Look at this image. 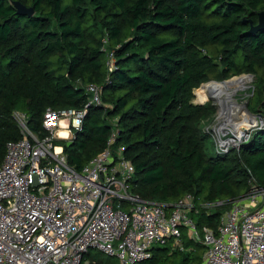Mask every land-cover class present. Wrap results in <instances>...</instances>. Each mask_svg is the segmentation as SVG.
<instances>
[{"label":"trees","instance_id":"16d2710c","mask_svg":"<svg viewBox=\"0 0 264 264\" xmlns=\"http://www.w3.org/2000/svg\"><path fill=\"white\" fill-rule=\"evenodd\" d=\"M13 2L34 14L19 15ZM261 12L264 0H0V165L8 143L23 138L16 111L45 140L48 109H87L73 140L54 143L72 169L81 173L115 134L113 154L122 149L135 167L134 193L166 210L192 195L198 228L216 230L235 200L264 189V129L239 150L215 152V108L195 94L252 74L264 116V29L252 31ZM88 86L102 104H91ZM163 255L155 248L140 264ZM193 260L203 257L184 264Z\"/></svg>","mask_w":264,"mask_h":264},{"label":"built area","instance_id":"2783aa9c","mask_svg":"<svg viewBox=\"0 0 264 264\" xmlns=\"http://www.w3.org/2000/svg\"><path fill=\"white\" fill-rule=\"evenodd\" d=\"M88 87L91 104H102L98 88ZM86 114L48 109L43 140L28 128L26 115L14 113L23 138L8 143L0 165V264H93L94 251L118 256L120 264H140L171 241L185 251V229L204 246L199 264H264V189L254 186L235 200L216 230L200 229L189 215L192 195L166 210L133 192L135 167L122 149L113 154L115 134L81 173L69 166L64 146L54 143L71 142ZM63 129L67 136L61 139ZM222 141L217 150L226 153L231 143Z\"/></svg>","mask_w":264,"mask_h":264},{"label":"rangeland","instance_id":"374dc122","mask_svg":"<svg viewBox=\"0 0 264 264\" xmlns=\"http://www.w3.org/2000/svg\"><path fill=\"white\" fill-rule=\"evenodd\" d=\"M247 74H242L239 76L232 77V80H236L237 84L234 83H221V84H210L205 88H202L203 94H197L195 96L194 101L196 104H205L210 103L214 108L215 112L211 117V123L207 125V130L209 131L212 140L208 141V145H214L215 152H219L217 150V145L219 146L221 140L232 141L231 144H228L226 150L231 152L232 150H239L242 144L249 141L251 138V133L257 129H264V116L260 113V104L258 102H254L253 96L256 87V79L255 77H246ZM227 80V81H230ZM219 89V87H227L230 92L234 91L235 93L232 96H228L227 99L232 98L236 100V104H233V108H229L226 106L225 109H222L217 101H213L209 99L210 90ZM262 99H264V90L262 91ZM198 98V99H197ZM206 99V100H204ZM258 115H262L263 119H260ZM247 128V129H246ZM247 130L246 137L247 139L244 141L240 140L241 133L244 134V131ZM63 133V132H62ZM65 136H63L64 138ZM62 138V139H63ZM226 152V153H228ZM221 153V152H219ZM192 212H189L191 216ZM197 222V221H196ZM190 241V246L185 248V253H179V248L176 247L175 242L171 241L168 243L166 247H159L163 249H167V256L163 255L161 258H158L153 264H184V258L186 255H191V258H200L205 254V249L199 247L196 241L191 238L190 231L185 229L183 232V244L185 245ZM92 261L93 264H120V259L117 257L108 256L102 252L94 251L92 253ZM193 261L187 262V264H193Z\"/></svg>","mask_w":264,"mask_h":264},{"label":"bare ground","instance_id":"6f19581e","mask_svg":"<svg viewBox=\"0 0 264 264\" xmlns=\"http://www.w3.org/2000/svg\"><path fill=\"white\" fill-rule=\"evenodd\" d=\"M221 84V83H220ZM233 93H235L234 91H232V92H230L229 91V89L227 88V87H223V88H221V87H219V89H216V87H215V89L214 90H210L209 91V94H211V96L209 95L208 97H209V99L210 98H212L213 99V101L215 100V101H217L218 103H219V101L221 100V103L223 104L222 106L220 105V107L222 108V109H225L226 108V106L225 105H227V106H229V108H233V104H236V100H234V99H232V98H229V99H227L228 98V96H232V94ZM247 129V128H246ZM63 132V133H62ZM63 136H67V132H66V130H62V131H60V138L62 139L63 138ZM243 136H245V134H242L241 133V136H240V139L243 137ZM64 137V138H65ZM223 143H227V142H225V141H222ZM230 143H232L231 141H230Z\"/></svg>","mask_w":264,"mask_h":264},{"label":"water","instance_id":"95a60500","mask_svg":"<svg viewBox=\"0 0 264 264\" xmlns=\"http://www.w3.org/2000/svg\"><path fill=\"white\" fill-rule=\"evenodd\" d=\"M13 3H14L15 8L17 9V12H18L19 15L26 17V16H32L34 14V9L33 8L25 7L24 5H22L19 2H13ZM259 14H260V16H259L260 17V19H259V25L252 30L254 32H257L258 30H263L264 29V12H261ZM246 77H254V75L249 74ZM215 82L218 83V81H211L209 83L203 84L202 86L207 85V84H212V83H215ZM195 96H196V94H195ZM210 99L213 100L212 98H210ZM225 106H227V105H225ZM258 116H259L260 119H263V116L262 115H258ZM247 132L248 131L245 130L244 131V134H247ZM246 139H247V137L245 135L240 140L241 141H244Z\"/></svg>","mask_w":264,"mask_h":264}]
</instances>
